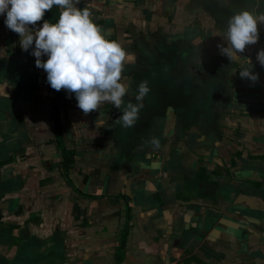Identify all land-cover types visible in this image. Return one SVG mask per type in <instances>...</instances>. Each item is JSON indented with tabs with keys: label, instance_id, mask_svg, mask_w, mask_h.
<instances>
[{
	"label": "crops",
	"instance_id": "crops-1",
	"mask_svg": "<svg viewBox=\"0 0 264 264\" xmlns=\"http://www.w3.org/2000/svg\"><path fill=\"white\" fill-rule=\"evenodd\" d=\"M224 1L80 0L77 7L92 11L106 38L132 54L134 38L164 43L169 34L194 50V63L226 60L234 68L230 88L222 91L228 100L218 142L210 146L197 129L176 131L172 116L153 120L148 141L125 155L123 140L140 128L114 123L121 110L110 103L84 115L75 95L63 90L60 138L74 151L70 161L58 146L47 74L35 66L31 48L21 49L19 35L4 23L6 14L0 15V64L11 60L14 76L13 86L0 82V97L15 94L7 107L0 104V181L7 180L0 226L26 224L45 239L40 251L52 253L55 264H264V66L256 59L264 48V24H258V43L240 54L242 61L231 62L217 47L227 46L225 24L219 23ZM243 1L251 5L235 1L233 11L264 14V0ZM248 59L259 74L255 83L239 75L242 65L251 66ZM150 92L136 124L153 113L158 92ZM135 95L125 96V105ZM112 107L113 114L107 111ZM162 120L159 141L154 125ZM223 180L233 196L204 187ZM52 232L59 238L54 242Z\"/></svg>",
	"mask_w": 264,
	"mask_h": 264
},
{
	"label": "clouds",
	"instance_id": "clouds-1",
	"mask_svg": "<svg viewBox=\"0 0 264 264\" xmlns=\"http://www.w3.org/2000/svg\"><path fill=\"white\" fill-rule=\"evenodd\" d=\"M80 0H0V15H5L6 27L20 37V47L24 51L32 49L35 66L47 74V83L55 91L65 90L75 95L77 107L88 115L110 103L121 115L114 123L124 128L135 126L143 108L144 98L150 92L147 80L137 86L135 100L124 98L130 94L131 83L124 76L126 64L134 60L119 41L106 38L104 29L96 24L93 13L87 7L79 8ZM54 6L60 9L57 22L45 20V14ZM43 21L42 26H36ZM258 24H264V14L244 9L234 13L227 22L223 40L218 44L221 55L233 61H242L240 54L258 43ZM34 45V47H33ZM47 56L46 60H42ZM257 61L264 66V48L257 52ZM241 66L242 79L255 83L259 74L254 65ZM97 123V121H96ZM100 126H104L100 123ZM111 141L109 142V144ZM158 144V141H153Z\"/></svg>",
	"mask_w": 264,
	"mask_h": 264
},
{
	"label": "water",
	"instance_id": "water-1",
	"mask_svg": "<svg viewBox=\"0 0 264 264\" xmlns=\"http://www.w3.org/2000/svg\"><path fill=\"white\" fill-rule=\"evenodd\" d=\"M235 1H238L236 3L240 5H243L242 3L244 2L243 0H225L223 3L222 7H224L223 8L224 13L220 15V18L224 22L225 24L224 26L226 28H227L228 19L234 13L241 11V10L233 11V6L231 4ZM257 2H261V1H257ZM248 5H251L249 4L248 1L244 2L245 8ZM166 36H167L166 42H169L167 45L160 42L161 40L158 37L155 39L153 44L150 43L151 41L145 42L140 38H134L130 46L131 50L134 51V60L126 64L124 76L131 83V89L132 90L135 89L136 92H137V86L141 81L145 80L144 78L146 75H160L163 74L162 72L164 71V69H167V71L169 72L171 71V73L173 74L172 78H174V76L179 74L180 72L182 73L187 72L189 76H193L192 84L196 86V90H191L193 94L192 97L195 100L194 108L193 111L189 110L188 108H183L181 111V115L191 120L196 118L194 123H192V125L189 127L190 128L189 130L193 131L197 129L199 133L200 134L202 133L203 137L205 138L204 141H207V138L210 137L209 136L210 124L213 128H217L215 127V123H213V120L218 115H220L221 118L222 114L225 112L224 108L226 107H224L225 106L224 103H226V100H228V95L225 92L222 93L223 88H221L222 87L221 85H224L223 87L225 88L226 86L230 88L229 76L234 67L230 63H227L226 60L224 61H220L216 59L210 60L207 58L205 60L202 59L201 62L198 61V63H194L195 55H194V50L191 47L187 46L184 42H181L182 40H179V38L176 35L168 34ZM12 67H13V63L11 62V60H5L4 63L0 64V82L2 81L1 83H3L4 80L8 85L13 86V83L11 84V79H10L11 76L14 77L11 73ZM18 73L19 72L16 73V77L20 78L23 76V74L21 73L18 74ZM22 82H24L25 85L28 84V82L26 81H22ZM30 82L32 83V81ZM15 86H17L18 89H21V87L17 83L15 84ZM35 86H37V84ZM14 95H12L11 97L1 96L0 97L1 108L4 106L7 107L9 102L13 100ZM134 95L135 94L130 93L129 98H131ZM129 98L126 99V104L128 102H131V99ZM110 109L111 108L107 109L109 113L112 114L115 113L113 111V107L111 110ZM148 111H151V109H149ZM169 111H172V115H169ZM209 112L212 113V116H210V118H207ZM172 116L176 121L178 117L176 116L175 110L172 108V106H167L164 109L161 107H154L153 113H149L147 119L148 122H145V124H143V126L145 125L146 127L145 131L149 132V129L151 127L150 124L156 118L168 119L169 117H171V119L169 120L173 121ZM220 118H219V122H220ZM201 122L203 123L202 125L198 124ZM161 125H163V127L165 126L163 120L161 122H158L156 125H154L155 136L159 141L163 138V132H162L163 128L160 129ZM137 129L139 128L135 126V129L133 128L132 130L135 131ZM130 134L135 136H129L125 140H123L124 144H126V149L124 152L125 155L133 154L135 153V151L140 149L137 148L136 143L138 141H141L140 135L142 134V129H140L139 132H135L134 134L130 132ZM210 142L212 143V145H214L215 142H218V137L212 135V140ZM205 146H210V145L207 144ZM6 186H7V180H4L3 182L0 181V194L7 191ZM215 186L216 185L214 186L208 184L204 185L206 190L208 189L214 190L215 191L214 193H218L220 189L221 190L224 189L221 182L220 184L217 183V186L216 187ZM39 264H44V261L43 263H39Z\"/></svg>",
	"mask_w": 264,
	"mask_h": 264
},
{
	"label": "trees",
	"instance_id": "trees-1",
	"mask_svg": "<svg viewBox=\"0 0 264 264\" xmlns=\"http://www.w3.org/2000/svg\"><path fill=\"white\" fill-rule=\"evenodd\" d=\"M59 9L57 6H54L50 12H47L45 14L44 19L49 20L51 23L57 22L59 18ZM187 68V67H186ZM185 68V69H186ZM163 74L160 75H146L145 80L148 81L150 89H152L153 84L156 82L155 77L159 79L158 87L154 90L158 92V97L156 98L155 107H161L166 108L167 106H172V108L175 110L177 118L176 120V127L178 130H184V129H190L189 127L194 123L195 119L191 120L188 118L183 117L181 115V111L183 108H188L189 110L193 111L195 100L192 97L193 94L191 90H196V86L193 85V76H189L187 72L175 75L174 78H172L173 74L171 71H167V69H164L162 72ZM191 74V73H190ZM153 80V83H152ZM178 80V81H177ZM181 82L182 89H179L176 87V83ZM152 83V84H151ZM152 85V86H151ZM51 88V86H50ZM51 91L54 92V98L52 103V117L55 124V131H56V138L58 142L59 148H61L62 155L67 158V161H70L73 159L74 151L65 149L62 145V141L60 138L61 134V124L60 119L58 116V103L61 102L62 104L66 103V97L65 92L63 90L61 91H55L51 88ZM223 91V90H222ZM193 98V99H192ZM132 103H137V101H133ZM149 114L145 115V117L138 121L135 126H137L140 129H144L143 132H145L146 127L144 124V121L148 119ZM192 116V115H191ZM142 127H141V126ZM135 133V132H131ZM124 237V235H123ZM121 244L123 245L124 242L122 241Z\"/></svg>",
	"mask_w": 264,
	"mask_h": 264
},
{
	"label": "flooded vegetation",
	"instance_id": "flooded-vegetation-1",
	"mask_svg": "<svg viewBox=\"0 0 264 264\" xmlns=\"http://www.w3.org/2000/svg\"><path fill=\"white\" fill-rule=\"evenodd\" d=\"M198 124L201 125L202 122ZM2 198H5L3 193L0 194V199ZM4 218L5 216L1 214L0 225H5ZM21 225L16 228L9 224L0 226V264H39L43 263L42 261L44 264H55L52 253L46 252L43 255L40 251L42 245L45 244V239L32 234L26 229V224ZM50 237L52 242L59 239L56 232H52Z\"/></svg>",
	"mask_w": 264,
	"mask_h": 264
},
{
	"label": "rangeland",
	"instance_id": "rangeland-1",
	"mask_svg": "<svg viewBox=\"0 0 264 264\" xmlns=\"http://www.w3.org/2000/svg\"><path fill=\"white\" fill-rule=\"evenodd\" d=\"M224 12L223 11H219V14L220 15H222ZM220 20H221V18H220ZM219 23H223V21L221 20V21H219ZM160 34V33H159ZM158 34V35H159ZM159 36H161L162 37V34H160ZM164 40V39H163ZM169 42H164V44L165 45H167ZM164 48V47H163ZM155 79H156V82L153 84V87H152V89H156L157 87H158V83H159V79L157 78V77H155ZM181 82H177L176 83V87L177 88H179V89H182V87H181ZM222 87L221 88H225V87H223L224 85H221ZM154 89V90H155ZM151 93V92H150ZM147 98H146V100L145 101H147V100H149L148 98H150L149 97V95L148 96H146ZM209 110V109H208ZM211 112H209L208 113V116H207V118H210V116H212V113L210 114ZM219 118H220V115H218L214 120H213V123H215V127H217L218 128V130H216L215 128H213L212 126H211V124H210V126H209V129H210V132H209V136L210 137H208L207 138V144L208 143H211L210 141L212 140V135H215V136H217V134H219L220 133V129H219V126H221L220 125V122H219ZM203 124V123H202ZM201 124V125H202ZM120 129V128H119ZM185 130L186 129H184V130H178L177 129V127H176V131H184L185 132ZM149 135H151V132H147V131H145L144 133H143V135L141 134L140 135V140H141V142L142 143H146V140L148 141V138H149ZM189 138L191 139V141L195 138L194 137V135L192 134V133H190V136H189ZM188 138V139H189ZM118 151V150H117ZM172 160H177V156L175 155V157L172 159ZM188 170H190L189 168H187V171ZM191 179H193L194 180V178H191ZM218 184H220V182L218 181ZM221 184L223 185V188L225 189V190H228V192L233 196L234 195V191L233 190H231V192H230V190L228 189L229 188V185H228V183L226 182V180H223V181H221ZM208 185H214V184H211V183H208ZM214 188V187H213ZM212 188V189H213ZM235 189V188H234ZM219 193H222V191H220Z\"/></svg>",
	"mask_w": 264,
	"mask_h": 264
}]
</instances>
